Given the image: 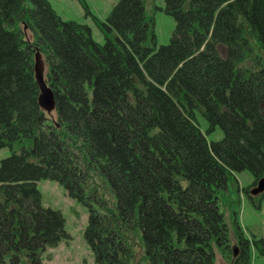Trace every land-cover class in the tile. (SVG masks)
Returning a JSON list of instances; mask_svg holds the SVG:
<instances>
[{
    "label": "trees",
    "instance_id": "trees-1",
    "mask_svg": "<svg viewBox=\"0 0 264 264\" xmlns=\"http://www.w3.org/2000/svg\"><path fill=\"white\" fill-rule=\"evenodd\" d=\"M164 3L175 29L157 47L145 0H118L97 19L103 44L48 0H0V149L10 151L0 160V264L22 254L38 264L67 238L61 213L41 204L40 180L87 208L83 238L95 264H126L134 232L146 264H215L214 247L231 253L218 194L232 173L247 171L252 186L264 178V65L255 57L254 70L238 67L252 54L246 32L264 51V0ZM37 52L54 121L38 104ZM216 128L222 138L209 143ZM91 175L111 208L87 191ZM234 225L236 264H250L251 245L264 257L263 241Z\"/></svg>",
    "mask_w": 264,
    "mask_h": 264
},
{
    "label": "rangeland",
    "instance_id": "rangeland-1",
    "mask_svg": "<svg viewBox=\"0 0 264 264\" xmlns=\"http://www.w3.org/2000/svg\"><path fill=\"white\" fill-rule=\"evenodd\" d=\"M82 1L88 6V13L84 9L81 0H48L61 19L75 21L88 26L92 39L99 44H103L105 39L96 22L98 20L105 22L118 0ZM164 8V0H145L146 17L153 23L157 47L167 44L175 29L174 19L165 14ZM23 31L25 38L31 41V34L27 30L23 29ZM245 35L252 47V54L238 67L251 71L256 68L252 63L255 57L259 58L264 65V51L248 32ZM217 51L222 58L226 57V49L223 46L218 45ZM42 61L43 79L46 81L48 70L43 57ZM47 115L52 121L55 120L54 112ZM196 120L201 131L205 133L208 128L206 120L201 114L196 115ZM222 135L221 129L216 128L213 132L206 135V139L209 143L215 142L220 140ZM18 148L17 145L14 146L15 151ZM9 155L10 151L8 149H0V160ZM252 183L253 178L247 171L232 173L228 177L226 190L218 194L219 211L228 227L231 253H224L214 247L215 264H236L239 250L234 223H237L241 228L245 239L249 241L261 239L264 243V197L251 196L250 191L256 187L252 186ZM36 187L41 194L42 206L61 213L64 219V230L67 234V238L62 239L57 246L47 248L40 253L38 264H95L93 254L83 238L88 218L87 208L69 198L65 189L56 182L40 180L36 182ZM87 191L97 193L106 201L107 208H111L114 205V198L108 191L106 184L94 175L89 178ZM256 202L258 207L254 206ZM125 239L130 249L126 264H146L140 234L134 232L130 235H125ZM233 248L236 249L235 257H233ZM250 253V264H264V257L259 256L252 245L250 246ZM18 264L31 263L22 254L19 257Z\"/></svg>",
    "mask_w": 264,
    "mask_h": 264
},
{
    "label": "water",
    "instance_id": "water-1",
    "mask_svg": "<svg viewBox=\"0 0 264 264\" xmlns=\"http://www.w3.org/2000/svg\"><path fill=\"white\" fill-rule=\"evenodd\" d=\"M34 78L39 88L38 104L40 109L49 114L54 111V97L51 89L43 79V61L41 55L37 52L34 56ZM264 193V178L259 180L257 186L250 191L251 196H257ZM236 255V249L233 248V257Z\"/></svg>",
    "mask_w": 264,
    "mask_h": 264
}]
</instances>
